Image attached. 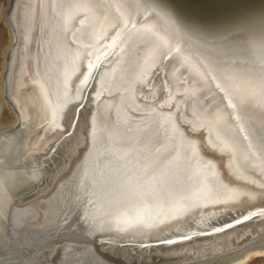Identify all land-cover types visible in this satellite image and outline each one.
I'll use <instances>...</instances> for the list:
<instances>
[{
	"label": "bare ground",
	"instance_id": "obj_1",
	"mask_svg": "<svg viewBox=\"0 0 264 264\" xmlns=\"http://www.w3.org/2000/svg\"><path fill=\"white\" fill-rule=\"evenodd\" d=\"M118 7L147 31L125 36L126 54L116 49L92 80L89 59H103L98 41ZM262 62L264 0H0V264L264 257L258 136L231 151L193 117L181 87L211 64L241 85L260 130Z\"/></svg>",
	"mask_w": 264,
	"mask_h": 264
},
{
	"label": "snow or ice",
	"instance_id": "obj_2",
	"mask_svg": "<svg viewBox=\"0 0 264 264\" xmlns=\"http://www.w3.org/2000/svg\"><path fill=\"white\" fill-rule=\"evenodd\" d=\"M97 11L102 16L106 15L100 9ZM112 19L115 22L111 25V31L98 41L100 47L97 52L101 53L102 57L98 55L97 59H106L116 49H120L121 53L126 54V49L121 47V44H127L128 41L134 42L136 39L142 38L147 31L142 27L138 28L136 22L125 18V14L119 7ZM81 23H85V20H81ZM133 29L136 31L133 32ZM125 36L128 37V41L124 40ZM74 42L73 39L72 43ZM88 47H94V45L90 44ZM93 55H96V52L87 53L88 58ZM163 58L167 59V55L163 54ZM87 67L88 76L95 80L93 69H96L98 73V66L89 59ZM88 76L85 77V83H87ZM184 85H188L191 91V95L185 100V103L192 106L193 117L208 129L210 137H214L215 140L235 152L245 141L248 142L247 150H251L254 147L252 138L258 136L259 144L256 147L261 153H264V113L261 114V128L257 130L252 116L253 102L233 77L224 75L218 68L209 64L204 65V72L199 80H182L181 87ZM198 92L199 94H197ZM179 96L183 97L184 93H180ZM169 107L171 108L173 105L169 104ZM176 117L177 120L182 119L178 106ZM193 130L198 129L193 127ZM260 187L264 188V183H261ZM250 215H257V213L252 212ZM259 215L264 216V210H261ZM249 218V216L244 217V219ZM240 222V220L236 221V223ZM222 230L215 229V231ZM162 243L171 244L174 241L164 240Z\"/></svg>",
	"mask_w": 264,
	"mask_h": 264
},
{
	"label": "water",
	"instance_id": "obj_3",
	"mask_svg": "<svg viewBox=\"0 0 264 264\" xmlns=\"http://www.w3.org/2000/svg\"><path fill=\"white\" fill-rule=\"evenodd\" d=\"M112 56V55H111ZM111 56L107 57L106 59H109ZM105 58L99 60V62L97 63V66H98V69L100 67V65L103 64V62L106 60ZM96 69H95V72H94V76L96 75ZM93 80V79H92ZM91 88V84L89 85V87L87 88L86 92H85V97L87 96L88 94V91L89 89ZM233 222V221H232ZM220 229L224 228V226H221L219 227ZM208 231H203V232H194L196 235L198 236H202L200 234H204L203 236H206V235H210L209 233H207ZM194 233H190V234H194ZM185 236H188V235H185ZM185 236H182V237H185ZM193 235H190L189 237H191ZM195 237V236H194ZM181 237L179 236H174L173 238H170L171 240H176V239H179ZM169 240V239H167ZM113 246H119V247H132V248H139V249H145V248H148V247H153V246H160L161 244V241H155V242H144V243H140V242H118V243H111Z\"/></svg>",
	"mask_w": 264,
	"mask_h": 264
},
{
	"label": "rangeland",
	"instance_id": "obj_4",
	"mask_svg": "<svg viewBox=\"0 0 264 264\" xmlns=\"http://www.w3.org/2000/svg\"><path fill=\"white\" fill-rule=\"evenodd\" d=\"M250 216V215H248ZM245 217V216H244ZM253 217V216H252ZM232 222V221H231ZM6 248L4 247V244L0 241V260L5 257L4 250ZM245 264H264V257H259V258H253L252 260L248 261Z\"/></svg>",
	"mask_w": 264,
	"mask_h": 264
}]
</instances>
